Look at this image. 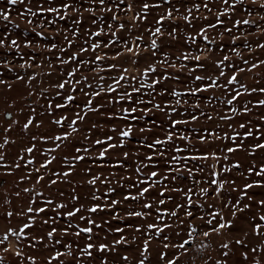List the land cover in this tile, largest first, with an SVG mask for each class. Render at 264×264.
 <instances>
[{
  "label": "rangeland",
  "instance_id": "obj_1",
  "mask_svg": "<svg viewBox=\"0 0 264 264\" xmlns=\"http://www.w3.org/2000/svg\"><path fill=\"white\" fill-rule=\"evenodd\" d=\"M66 3H71L72 8L67 10L65 19H60V15H64V10L59 15L39 11V8L43 6L47 8L50 6L59 7L61 0H24L23 3H17L10 5L7 0H0V9L9 11V21H4L0 17V39H6V43L10 45L11 40L15 39L20 45L19 53L15 49L9 51V48H0V79L7 80L12 84V90L9 91L6 86L0 85V142L2 137L6 135L4 128L11 123L12 120H18L19 125H13L10 132V138L17 140V144L8 148L7 150V162H11L14 158V154L19 149L21 143L26 144L28 136L38 131H45L50 126L48 121L51 117L48 115L41 116V113L45 112L44 106L49 100L55 102H62L60 97L56 96V89L53 87L56 83L62 80L69 79L66 76L68 71H71L73 67H79L81 70L76 75L75 79H80L82 76L89 78V83L92 85V90L98 91L99 85H112L116 88L115 93H103L100 97L95 99V104L101 106L98 114L89 113L86 122L79 125L81 132L76 134V140L78 141L76 146L89 147L88 153L89 159L78 164L75 173L69 177L67 183L61 182L55 186L49 187L48 181L45 180L42 184H35V177L28 181H20L19 177L25 172H31L33 167H38L42 162L43 157L39 152L36 153L37 163L33 166H28L22 171H17L13 175H4L5 169L0 168V234L5 230L7 220L4 219V214L7 210H15L21 206L22 202H27L29 199L28 194L23 193L24 187L34 188L35 192H42L43 197L36 198L33 195V199H37V206L43 205L45 198L51 197L56 202H64L68 207L64 210H70L73 206H83L84 208L90 207L93 201L91 195L95 193L101 196L96 203L105 204L110 199H116L123 201V196L131 193L136 195L139 188L142 186L139 180L148 179V174L152 171L160 173V177L152 178L153 180L160 179V185L154 188L147 194V200H154L160 191H165V199L168 196L174 199L168 202L166 205H157L160 208L174 209L177 203L184 200L182 192L168 191V189L181 188L187 190L188 188H194L193 200L197 204L201 202L215 205L216 210H222L223 214L232 219L231 212L222 208L224 203L235 204L236 200L240 197V191L243 190L244 183H251L253 181L261 180L247 170L249 167H255L257 170L264 164V150L255 149L253 146L256 143H264V121L260 119L264 115V106L257 105V101L264 99V93L253 92L252 89H259L264 87V65L260 64V61H264V48L258 47V45L264 44V21L259 18L264 16V10L259 8V3L264 0H257V4H252L251 0H244L242 5L237 6L236 13L234 15L224 16V26L231 27L232 22L236 19H251L256 21L255 24L241 25L238 29H233L231 35L225 34L221 37L220 33L223 32L222 26H217L215 30L208 29V35L210 39L216 41L215 44L208 45L209 48L214 49L210 54L211 60L222 59L224 55L230 57L229 63H235L238 67L250 68L252 63H256L259 66L251 71H245L240 73L236 85L228 86V88L217 87L210 88L206 92H199L195 96L190 95L188 90L194 87H203L207 84L209 75L215 76L218 74V70L215 69L209 60L202 59L200 63L206 67L204 70L197 69L194 72H189L190 68H195V61H179L177 57L181 54L190 52L197 53L199 49L205 48L206 42L196 35L201 27H207L208 23H215V18L218 12L225 11L223 0H171V4L163 3V0H147L148 3H159L161 7L150 9L148 12L147 20L140 21L134 25L131 17L136 10H139L140 3L134 4L133 12H126L127 4L131 0H109L106 7L111 8L112 12H105L103 9L94 2V0H64ZM208 3L211 8V12L206 11L202 6L199 11L193 8L194 4L203 5ZM231 3V0H229ZM119 6V7H117ZM169 7L179 8L180 12H173V18L171 21L165 20L163 22L164 35L158 38L159 50L156 55L153 56L151 52L143 51L140 49L141 56L138 64H133V60L136 59L132 54L126 53L119 59L112 61L107 60L103 62H97L93 65V70H89L88 66L78 65L75 62H69L67 65H61L58 57L67 59L72 53L78 52L81 47H88L93 42H98L97 37H90L89 32H95L97 30H103L104 35L99 38L107 42L110 38L109 29L107 24H113L114 27L111 31H116L115 25L118 22L125 23V30L119 32L118 35L122 38H126L129 42L135 40L137 36H143V46L152 39L151 35L147 31L155 27V20L159 18V15L167 12ZM31 8L33 12H36L35 16H32L27 12V9ZM93 9V12L87 11V9ZM186 8H193V17H208L204 19H194L192 25H188L182 18L183 14H186ZM79 9V11H75ZM245 9H250L252 15L249 16ZM21 13L24 15L22 16ZM117 15L119 21H113L111 17ZM31 20L32 23H28ZM93 20H96V24H93ZM48 21H55V23H48ZM79 21V23H77ZM130 29V31L128 30ZM176 29L175 38L168 35L170 31ZM37 32L44 33L43 37L36 35ZM77 35H73V33ZM67 36L68 40L73 41L71 47L65 41ZM190 37L196 38V43L192 44ZM239 37L236 40L235 47L241 53L240 57H237L231 52L232 38ZM27 41H31L32 46L25 48L24 44ZM87 41V43H85ZM221 41L224 45L223 51H221ZM56 44L57 47L52 49L51 45ZM247 45V46H246ZM65 49L61 52L60 49ZM51 49V50H49ZM120 49L124 51L120 43L113 45L111 48L98 49L95 55L112 56L115 51ZM202 56L208 55V53H199ZM23 56L24 59L20 57ZM35 56V63L31 68L21 69L19 65L31 60V57ZM167 58L170 63H175L176 67H170L169 64L159 63ZM78 60L94 59V54L89 50L86 53H81ZM249 61L248 65H244L243 60ZM11 61L10 67L14 71L9 72L3 67V62ZM116 64L115 70L102 71L98 74L95 69L98 67L107 68L110 64ZM157 66L156 74L149 73L148 77H144L141 74L145 67L149 64ZM181 64L186 67L181 68ZM39 65V66H38ZM51 65V67H49ZM127 68L128 72L125 74L126 79L121 81L117 86L113 82V78H118L122 73V69ZM226 75H231V71L225 69ZM24 76L23 81L16 80V74ZM50 73V74H49ZM36 79L29 82L28 76L34 75ZM162 74L168 76L167 79L162 78ZM204 76V81H196L195 76ZM100 76L105 79L100 80ZM135 76L136 79H130ZM160 79L161 83L153 85V87L141 88L140 92H133V88L140 87L151 83L152 80ZM220 85L225 84V78L219 80ZM240 84H244L248 91L245 92L243 88H240ZM81 87H87L82 84ZM173 90L179 91L182 95L180 97H173L171 92ZM62 95L69 94L71 92L70 87H66L60 90ZM127 91L131 93L132 99L120 100L119 97ZM240 91L243 93L237 101H234L233 105H227L226 100L231 97L233 92ZM32 95H29V93ZM43 93V95L41 94ZM163 93V95H162ZM77 97V104H83V97L80 91L75 93ZM177 99L181 100L180 104H177ZM144 100L146 103L137 105L134 101ZM111 101V103L109 102ZM151 101V103H147ZM187 101L188 103H184ZM199 103L200 108L194 109L193 104ZM155 104H160L162 108L168 106L166 111H160L154 107ZM247 104L250 108L248 114L242 112L243 106ZM35 107L38 120L45 121V129L37 130L36 128L30 129V132L25 133L21 131L22 125L26 120V117L31 114V108ZM136 107L135 113H123L121 110L124 108ZM175 107L176 111L172 112L171 108ZM235 107L238 109L236 114L230 111V108ZM75 106L70 105L67 111L57 110L56 115H68L72 117ZM146 112V114H145ZM203 112L206 115L201 116ZM9 113L11 114L9 116ZM195 113L198 116V120L191 121V114ZM222 115L232 116L231 121H223L219 117ZM131 116L142 117L141 119L132 120ZM211 116L209 120L207 117ZM110 117H113L110 119ZM124 117H129L125 119ZM188 120V124H181L172 128L170 120ZM250 122V123H249ZM240 123L248 124L254 135L245 138L243 133L245 129L239 128ZM96 124V128H92L91 125ZM231 124V127H229ZM131 125L134 129L133 134L130 137L120 138L124 141L122 148H116L109 150L108 154L104 158H99L98 153L102 146L95 145L96 139H104L106 135H111L114 138L118 137L119 130ZM112 128H116L117 131H111ZM141 128L150 129L145 132H140ZM172 131L174 139L171 142H167L161 145H154L149 148L148 145L152 144L154 140H164L167 133ZM241 133L237 137L236 141L231 139H213L209 133H215L218 137H231L235 133ZM87 134L88 139L84 140L82 137ZM181 135H187L188 140H181ZM200 136H208L206 143L199 141ZM114 143H119L118 139H114ZM236 143H242L244 147L235 153H227V147H233ZM38 147H51V144H42ZM182 149L181 152H176L175 148ZM65 151H68L67 149ZM129 153L127 159L124 158V153ZM215 152L218 160L209 158L204 160H192L190 157L193 155L200 156L205 153ZM160 153H164V157L161 158ZM63 152H58L57 156L60 157ZM152 155L153 161L149 163L146 157ZM175 155L178 157L177 161H171L170 157ZM227 155L228 159L223 157ZM239 162V168H232L230 173H225L223 169L225 167L231 168L233 164ZM141 169L140 172L136 171V168ZM52 168L55 170H61L62 166L59 162L53 163ZM91 169V173L85 171V169ZM172 169V171H169ZM179 169V172L175 171ZM191 169V175L188 174V170ZM216 171L221 174V177H227L228 179H235L236 184L234 186L225 185L222 195L216 199L209 197L207 201L200 195V187H208L205 183L210 177V172ZM93 175L100 176L101 181H98L96 185H89L88 179H91ZM167 176L168 179H162ZM176 176L177 179L173 180L172 177ZM135 184V187L133 185ZM235 187L238 191H233ZM109 188H114V192H108ZM215 186H212L214 191ZM17 191L21 192V197L18 199L15 196ZM249 195L253 197L255 201H259L264 198V187H254L247 190ZM63 192V196L59 195ZM75 194L79 197L78 200L73 201L71 196ZM145 199L138 201L122 202L119 205L109 208L102 212L95 214H89L86 211H82L75 218H69L64 215L56 216V225L60 228L65 227L70 221L73 225L79 223L80 227L86 225L84 221L79 220V215L89 216L95 219L98 224H102L101 228L93 227L91 233L92 242L96 245L99 243L113 244L114 240L120 238L121 235L128 238L130 243L115 245L114 251L99 252L93 250V256L91 258L81 256L77 251L78 248H83L88 241L89 234H81L76 237L75 235H69L62 238L63 244H72L73 252L81 259L84 264H138L140 257V248L143 244V236L138 233L134 228H129V225H141L144 226L147 223H153L155 220V207L152 215L147 220L141 218H127L126 213L128 210H140ZM244 203H249L247 199L241 201L238 207H242ZM196 216L205 214L208 211L207 208L200 209L198 207L193 208ZM260 209L258 205L252 203L249 210L244 213H238V218L235 221L236 227L232 231L225 230L220 235H212L209 238H204L201 233L207 230L203 227V222L198 219L188 221L189 223L201 225L198 233L194 234L192 242L187 246L186 252L176 248L168 249V259H172L174 256H179L177 264H215L216 260H227V264H254L259 260L260 264H264V235L256 236L251 231L250 225H244V230L249 234L245 237L243 232L239 230L242 224L243 217L251 218L252 215H258ZM117 213L120 219L115 218ZM48 217H52L51 211L47 212ZM180 217H184L183 211L180 212ZM166 221L173 225L171 230H165V235L172 237L171 243H179L183 239L188 238L187 228L177 227L179 221L165 217ZM108 221V223H103ZM22 219L12 218L11 224L13 227H18L22 223ZM51 222V221H50ZM125 228L123 233H116L115 228ZM75 227L72 231H76ZM36 229H33V232ZM47 231V229H45ZM176 232H181L180 236H176ZM136 237L135 242H131L132 238ZM61 239L60 237H57ZM241 238L245 241L244 245L235 244V239ZM13 247L19 243L21 250L24 252L25 257L34 255L40 264H44L47 257L51 254L50 248H59L61 251L64 249L60 245H53L51 241H45L44 244L37 246L36 248L30 247L35 243L27 238H21L17 242L14 238L10 240ZM161 241L159 239L153 240L150 248L151 254L148 256L146 264H157L158 253L157 249L160 247ZM207 244L208 247L200 248L201 244ZM228 243V249H222L221 244ZM47 245L48 247H45ZM256 248L255 253L252 249ZM162 250V249H161ZM228 251L229 256L225 258L223 252ZM247 251L248 259L245 260L241 255L242 252ZM0 255L4 256L3 264H21L22 258H17L13 253H3L0 251ZM127 255L128 261L125 262L122 257ZM64 259H70L64 257ZM24 264H28L24 260ZM159 264H164L160 261Z\"/></svg>",
  "mask_w": 264,
  "mask_h": 264
},
{
  "label": "snow or ice",
  "instance_id": "obj_2",
  "mask_svg": "<svg viewBox=\"0 0 264 264\" xmlns=\"http://www.w3.org/2000/svg\"><path fill=\"white\" fill-rule=\"evenodd\" d=\"M24 0H7V3L10 5H15L17 3H23ZM95 3H97L105 12H112L111 8L106 7V4L109 2V0H94ZM139 2L140 8L139 10H136L134 12V15L131 17L132 21L134 22V25L139 23L140 21H146L148 12L150 9L153 8H159L161 7V4L159 3H148L147 0H131L127 4V7L125 9L126 12H133L134 11V4ZM163 3L171 4V0H163ZM244 3V0H231V3H229V0H223V4L225 6V11L218 12L215 18V23H208L207 27H201L199 29V32L196 33L197 36L202 38L206 42L205 48H201L198 50L197 53H190L186 52L181 54V56L177 57V60L179 61H195V68H190L189 72H194L197 69L204 70L205 65L200 63L202 59L209 60L211 65L218 70V74L215 76L209 75L207 79V84L203 87H194L190 88L188 90V93L190 95L195 96L199 92H206L210 88H217V87H224L228 88V86L236 85L239 83L238 76L240 73H243L245 71H251L252 69L257 68L259 65L256 63H252L250 68H242L235 65V63H229L230 57L228 55H224L222 59L217 60H211L210 54L214 51V49L209 48L208 45L215 44L216 41L214 39H210L208 35V29L215 30L217 26L223 27V32L220 33L221 37H223L225 34L231 35L233 32V29H238L241 25H250L255 24L256 21L251 19H236L234 22H232L231 27L224 26V16L234 15L237 10L238 5H242ZM252 4H257V0H251ZM201 6L208 12H211V8L209 7L208 3H203V5L200 4H194L193 8H195L196 11H199ZM119 7V6H117ZM72 8L71 3H66L64 0H61V4L59 7L50 6L47 8H44L41 6L39 8V11L42 12H48L59 15L62 10H64V15H60V19H65V16L67 15V10ZM193 8H186L185 12L186 14H183L180 18H182L188 25H192V21L194 19H204L207 20L208 17H193L192 12ZM259 8L264 10V2L259 3ZM75 11H79V9H75ZM89 12H93V9L89 8L87 9ZM247 14L249 16L252 15V12L250 9H245ZM27 12L30 13L32 16L36 15V12H33L31 8L27 9ZM173 12H180L179 8H173L169 7L167 12L164 14L159 15V18L155 20V27L153 29H148L147 31L151 35L152 39L147 44L146 47L143 46V36H137L134 41L129 42L126 38H122L118 35L119 32H122L125 30L126 26L123 22H118L116 27V31H111L114 27L113 24H107V27L109 29L110 38L107 40V42H104L103 40H99L101 36L104 35L103 30H97L95 32H89L88 35L90 37H97L98 42H93L90 45V49L88 47H81L78 52L72 53L70 56H68L67 59H62L58 57L57 59L60 60L61 65H67L69 62H75L78 65H85L89 67V70H93V65H96L97 62H103L107 60L115 61L119 58H121L125 52L132 54L134 57H136L135 60H133V64L139 63V58L141 56L140 49L143 48V51L145 52H151L153 56L156 55L157 51L159 50V44H158V38L164 35L163 31V22L165 20L171 21L173 18ZM23 16L24 14L21 13ZM0 17L3 18L4 21H9L10 19V13L9 11H5L3 9H0ZM113 21H119V17L117 15H113L111 17ZM261 21H264V16H261L259 18ZM28 23H32L31 20L28 21ZM48 23H55V21H48ZM79 23V21H77ZM93 24H96V20H93ZM130 31V29H128ZM177 30L173 29L168 33V35L172 38H175V32ZM37 36L43 37L44 33L37 32ZM73 35H77V33H73ZM6 39H0V48H9V51L12 49H15L17 53H19L20 45L17 42V40L13 39L10 42V45L6 43ZM239 39V37H233L232 38V47L231 52L234 53L237 57L241 56V53L237 50L235 47L236 40ZM191 43H196L195 37H190ZM65 41L69 45V47L72 46L73 41L68 40L67 36L65 37ZM87 43V41H85ZM120 43L123 47L124 51H121L120 49H117L115 51V54L112 56H108L107 54L104 55H95L96 51L98 49H107L111 48L113 45ZM32 46L31 41H27L24 44L25 48H30ZM247 46V45H246ZM56 44H52L51 48H56ZM223 43L221 41V51H223ZM260 48H264V44L258 45ZM51 50V49H49ZM89 50L94 54V59L89 60H78V56L81 53H86ZM61 52H64L65 49L61 48ZM199 53H208V55L202 56ZM21 59H24L23 56L20 57ZM11 61L5 60L3 62V67L6 68L9 72L14 71L13 68L10 67ZM35 63V56L31 57L30 62L26 61L25 63H21L19 67L21 69H27L31 68L32 65ZM159 63H165L169 64L170 67L175 68V63H170L167 58L160 61ZM244 65H248L249 61L244 59L243 60ZM260 64L264 65V61H260ZM39 66V65H38ZM51 67V65H49ZM116 64H110L107 66V68L98 67L95 69V72L98 74L102 71H108V70H115ZM186 67V65L181 64V68ZM225 69H228L231 71V75H226ZM81 69L79 67H73L71 71H68L66 73V76L69 79L62 80L61 82L56 83L53 87L57 90L56 96L60 97L62 102H55L54 100H49L46 102V105L44 106L45 112L41 113V116H44L45 114L51 117V120H49L47 123L50 126L45 131H38L37 133H32L28 136L27 143H21L19 149L14 154V158L11 160V162H7V150L6 146L8 148L12 147L13 145L17 144V140L10 138V132L13 128V125H19L20 122L18 120H12L11 123L8 124L6 128H4V135L2 137V142H0V168H4L5 172L4 175L11 176L17 171H22L24 168L28 166H33L37 163V157L36 153L39 152L40 155L43 157L42 162L39 163L38 167H33V170L31 172H25L23 175L19 177L20 181H28L35 177V184L40 185L45 180L48 181L49 187L55 186L58 183L65 182L67 183L69 180V177L72 176L79 163L84 162L86 159H89L88 153L90 152L89 147L84 146H76L78 141L76 140V134L81 132V129L79 125L81 123H84L88 119L89 113L98 114L100 111L101 106H97L95 104V99L97 97H100L103 93H115L116 88L112 85H99V90L95 91L92 90V85L89 83V78L87 76H82L80 79H75L76 75ZM128 72L127 68L122 69V73L119 75L118 78H113V82L115 85L119 86L121 81H124L126 79L125 74ZM157 72V66L154 64L149 63L145 69L143 70V73L141 74L144 77H148L149 73L156 74ZM50 74V73H49ZM2 75V73H0ZM163 79H167L168 76L165 74H162ZM221 78H225V84L220 85L219 80ZM25 79L24 76L16 74V80L23 81ZM36 79L35 74L28 76L27 80L29 82ZM105 78L103 76H100V80L103 81ZM130 79H136L135 76L131 77ZM196 81H204L205 77L197 75L194 77ZM161 83L160 79L152 80L151 83L146 85H141L140 87L133 88V92H140L141 88L147 87L152 88L153 85H158ZM87 85V87H81V85ZM0 85H4L7 87L9 91L12 90V84L9 83L7 80L0 79ZM66 87L71 88V92L69 94H63L60 90L65 89ZM240 88H243L245 92L248 91L247 87L244 84H240ZM259 91L261 93H264V87H261L259 89L253 88L252 91L256 92ZM76 91H80L83 97V104H77V97L75 95ZM43 95V93H41ZM29 95H32L30 92ZM163 95V93H162ZM171 95L173 97H180L182 94L179 91L173 90L171 92ZM243 95L240 91H235L231 95L229 99H227L225 102L227 105H233L234 101H237L239 97ZM120 100L123 99H132L131 93L125 91L123 95L119 97ZM111 103V101H109ZM184 103H188L187 101H183ZM137 105L146 103L144 100H137L134 101ZM147 103H151V101H147ZM177 104L181 103V100L177 99ZM257 105L264 106V99L258 100ZM70 105L75 106V111L70 118L68 115H56L57 110L67 111L69 109ZM154 107L160 111H166L168 106H165L164 108L161 107L160 104H155ZM192 107L194 109H199L200 104L196 103L193 104ZM123 113H135L137 111L136 107L132 108H124L121 110ZM172 112L176 111L175 107L171 108ZM230 111L233 114H236L238 112V109L235 107L230 108ZM242 112L244 114H248L250 112V108L247 104H245L242 108ZM146 114V112H145ZM11 114L9 113V116ZM201 116L206 115L205 113L201 112ZM113 117H110V119ZM125 119H128L129 117H124ZM132 120L141 119L142 117L137 116H131ZM209 120L212 119L211 116L207 117ZM223 121H231L232 116L230 115H222L219 117ZM262 121H264V115L260 117ZM198 120V116L195 113L191 114V121ZM172 128H175L178 125L181 124H188V120H170L169 121ZM250 123V122H249ZM239 128L245 129L243 136L245 138L251 137L254 135L253 131L250 129L248 124L240 123ZM36 128L37 130L45 129V121L44 120H38L36 115V109L35 107L31 108V114L26 117L25 122L22 125L21 131L28 133L30 132V129ZM92 128H96V124L91 125ZM229 127H231V124H229ZM146 130L150 131V129L141 128L140 132H145ZM111 131L116 132V128H112ZM133 127L131 125L126 126L125 128L119 130L118 137L114 138L111 135H106L104 139H96L94 142L95 145L102 146L101 150L98 153L99 158H104L109 150H114L116 148H122L124 146L123 139L120 138H126L130 137L133 134ZM209 135L212 136L213 139H231L233 141L237 140V137L241 135V133L237 132L231 137H218L215 135V133H209ZM84 140L88 139V135L85 134L82 137ZM181 140H188L187 135H181L179 137ZM114 139H118L119 143H114ZM174 139V134L172 131H169L165 137L164 140L156 139L153 141L152 144H149L148 147L152 148L154 145H161L165 144L167 142H171ZM199 141L201 143H206L208 141V136H200ZM42 144H51V147H38V145ZM244 145L242 143H236L233 147H227V153H235L238 150L242 149ZM68 151H65V150ZM255 149H262L264 150V143H256L253 146V150ZM176 152H181L182 149L175 148ZM63 152V155L58 157L57 153ZM129 156V153H124V158L127 159ZM161 158L164 157V153H160ZM192 160H204L207 161L209 158H212L214 161L218 160L219 157H217L215 152L211 153H205L200 156L193 155L190 157ZM59 159V162L62 166L61 170H55L52 168L53 163L57 162ZM223 159L227 160L228 156L225 155ZM146 160L151 163L153 161V156L149 155L146 157ZM171 161H177L178 157L175 155H172L170 157ZM240 164L237 162L236 164H233L231 168L225 167L223 171L225 173H230L232 171V168H239ZM86 172L89 174L91 173V169H85ZM137 172H140L141 169L139 167L136 168ZM169 171H172V169H169ZM175 171L179 172V169H175ZM249 173L260 177L261 180L253 181L251 183H244L243 190L240 191V197L236 200L235 204L229 202L224 203L222 205V208H226L231 212L232 219H228L222 212V210H216L215 205L213 204H205L201 202L200 204H197L196 201L193 200L194 195V188H188L187 190L176 188V189H168V191H176V192H182L184 196V200L180 203H177L175 205L174 209H168V208H160L157 205H166L168 202L172 201L174 198L171 196H168L167 199H165V191H160L158 196L154 200H147V194L150 193V191L154 188H157L160 185V179L153 180L152 178L160 177V173L157 171H152L148 174V179H142L139 180V183L142 185L136 195H132L131 193L126 194L123 196V201L116 200V199H110L105 204L96 203V201H99L101 199V196L96 195L93 193L91 195V200L93 203L90 207L84 208L83 206H73L70 210H67L66 212L61 211L68 207V205L64 202H56L55 199L48 197L43 200L42 206H37V199L40 197H43L42 192H35L34 188H28L24 187L22 189L23 193L28 194L29 199L27 202H22L21 206L18 209L15 210H7L4 214V219L7 220V224L5 225V230L2 234H0V251L3 253H13L17 258L21 259V264H24V260L28 262V264H40V262L36 259L34 255H29L25 257L24 252L21 250L19 243L15 247L12 246L10 240L11 238H14L17 242L21 240V238H27L30 241H34L35 243L31 244L30 247L36 248L37 246L44 244L45 241H51L53 245H60L64 251H61L59 248H50L49 251L51 254L47 257L44 264H84V262L81 261V259L73 252L72 250V244H63L62 238H65L69 235H75L76 237L81 236V234H89L88 241L84 245L83 248H78L77 251L81 254V256L91 258L93 256V250L99 251V252H105V251H114L115 245H121L130 243L127 237L121 235L119 239L114 240L112 245H109L107 243H99L98 245L94 244L92 242L93 237L91 233L93 232V227L95 228H101L102 224H98L95 219L91 218V215L85 216V215H79V220L84 221L86 225L85 227H80L79 223L73 225L71 221L63 228H60L56 225V216L64 215L69 218H75L78 216L79 213L82 211H86L89 214H95L97 212L105 211L109 208H113L116 205L121 204L122 202L127 201H138L142 198L145 199V202L142 204V207L140 210H128L126 213L127 218H141L147 220L148 217L152 215L153 209L155 207V220L157 222L153 223H147L144 226L141 225H129V228H134V230L138 233H141L145 238L143 239L142 247L140 248V259L138 260V264H146V261L148 259V256L151 254V248L150 245L153 240L159 239L161 241L160 247L157 249L158 253V261L157 264H159L160 261H163L164 264H177L179 260V256H174L172 259H168V249L170 248H176L181 250V252H186L187 246L192 242L194 234L198 233L200 230L201 225L199 224H193L189 223L188 221L193 219H198L203 222V227H205L207 230L203 231L201 235L204 238H209L212 235H220L225 230L232 231L235 225V221L238 218V213H244L246 210H249L252 206V203H255L258 205V208L260 209L258 215H252L251 218L243 217L242 224L240 225L239 230L243 232L244 236L246 237L249 233L244 230V225H250L251 231L256 236L264 235V198L260 199L259 201H255L252 196L249 195L248 191L249 189H252L254 187H264V164H261L259 169L257 170L255 167H249L247 170ZM188 174L191 175V169L188 170ZM210 179L205 181V183L208 184V187H200L199 193L201 196L204 197V200L207 201L209 197H212L213 199H216L222 195V192L225 188V185H231L234 186L236 184L235 179H228L227 177H221V174L216 171L210 172ZM162 179H168L167 176L162 177ZM173 180H176L177 177L173 176ZM102 178L100 176L93 175L91 179L87 180V183L89 185H96L98 181H101ZM212 186H215L214 191L212 190ZM135 187V184L133 185ZM233 191H238L237 188L233 187ZM114 188H109L108 192H114ZM33 195L37 199H33ZM59 195L62 197L63 192H60ZM15 196L19 199L21 197V192L17 191L15 193ZM71 199L73 201H76L79 199V197L75 194L71 196ZM247 199L249 203H244L242 207H238V205L241 204V201ZM200 208L205 209L207 208L208 211H206L205 214L196 216V213L193 211V208ZM51 211L53 213L52 217L47 216V212ZM183 211L184 217H180V212ZM165 217H168L170 219L178 220L179 223L177 227L183 229L187 228L188 230V238L183 239L179 243H171L172 237L169 235H165V230H171L173 228V225L168 223L165 219ZM12 218L22 219V223L18 225V227H13L11 224ZM117 219H120L119 214L117 213L116 217ZM51 221V222H50ZM103 223H108V221H103ZM77 229L76 231H72L73 228ZM33 229H36V231L33 232ZM47 229V231H45ZM116 233H123L125 231V228L117 227L114 229ZM176 236H180L181 232H176ZM57 237H60L61 239H58ZM136 237L132 238L131 242H135ZM235 244L238 245H244L245 241L241 238L235 239ZM45 247H48L45 245ZM200 248H206L208 247L207 244H201L199 246ZM222 249H228L229 244L223 243L221 244ZM162 249V250H161ZM257 251L256 248L252 249V252L255 253ZM241 255L244 257L245 260L248 259V253L247 251L242 252ZM223 256L227 258L229 256L228 251L223 252ZM64 257H69L70 259H64ZM122 259L127 262L129 257L127 255L123 256ZM4 256L0 255V264H3ZM103 264H106V261L103 262ZM215 264H227V260L224 259L216 260ZM254 264H260V261L257 260L254 262Z\"/></svg>",
  "mask_w": 264,
  "mask_h": 264
}]
</instances>
